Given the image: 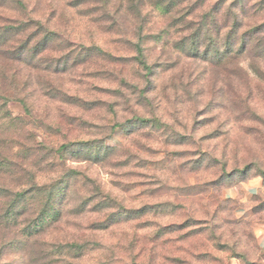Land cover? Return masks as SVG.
<instances>
[{
    "label": "rangeland",
    "instance_id": "1",
    "mask_svg": "<svg viewBox=\"0 0 264 264\" xmlns=\"http://www.w3.org/2000/svg\"><path fill=\"white\" fill-rule=\"evenodd\" d=\"M263 237L264 0H0V264H264Z\"/></svg>",
    "mask_w": 264,
    "mask_h": 264
},
{
    "label": "crops",
    "instance_id": "2",
    "mask_svg": "<svg viewBox=\"0 0 264 264\" xmlns=\"http://www.w3.org/2000/svg\"><path fill=\"white\" fill-rule=\"evenodd\" d=\"M246 190L249 195H258L260 193L262 187V178L261 177H253L246 182H244L241 186H238L235 190H228L227 197L234 198L240 196V189ZM260 245L264 250V237L260 240Z\"/></svg>",
    "mask_w": 264,
    "mask_h": 264
},
{
    "label": "trees",
    "instance_id": "3",
    "mask_svg": "<svg viewBox=\"0 0 264 264\" xmlns=\"http://www.w3.org/2000/svg\"><path fill=\"white\" fill-rule=\"evenodd\" d=\"M252 33H254V31L252 32ZM251 33L250 32H245V34L243 33V37H241V39H239L240 41H242L243 42V49H245L246 47H248V43L249 42H247V40L245 39V37L247 38V37H249V35H250ZM250 38V37H249ZM259 38H257V40H258ZM260 40V39H259ZM230 56L229 57H232V59H235L236 57L235 56H232L231 55V50H230ZM214 56L216 55V58L218 59V60H223V59H225V55H221V53L219 52V50L218 49H214V54H213Z\"/></svg>",
    "mask_w": 264,
    "mask_h": 264
}]
</instances>
